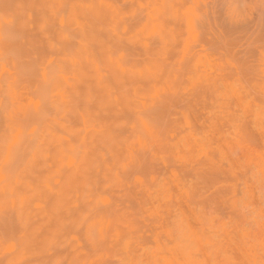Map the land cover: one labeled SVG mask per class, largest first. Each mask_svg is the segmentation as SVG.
Returning a JSON list of instances; mask_svg holds the SVG:
<instances>
[{
    "label": "rangeland",
    "instance_id": "rangeland-1",
    "mask_svg": "<svg viewBox=\"0 0 264 264\" xmlns=\"http://www.w3.org/2000/svg\"><path fill=\"white\" fill-rule=\"evenodd\" d=\"M0 264H264V0H0Z\"/></svg>",
    "mask_w": 264,
    "mask_h": 264
}]
</instances>
